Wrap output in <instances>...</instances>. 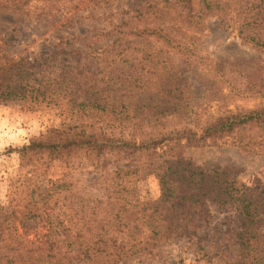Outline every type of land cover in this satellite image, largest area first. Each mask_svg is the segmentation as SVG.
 <instances>
[{
  "label": "trees",
  "instance_id": "trees-1",
  "mask_svg": "<svg viewBox=\"0 0 264 264\" xmlns=\"http://www.w3.org/2000/svg\"><path fill=\"white\" fill-rule=\"evenodd\" d=\"M116 1L0 0V15L49 21L82 10L92 15ZM116 15L118 23L84 36L80 50L82 37L61 36L53 50L15 58L0 35V105L59 118L9 149L19 163L0 204V264H128L169 239V214L180 236L192 235L206 204L237 216L236 250L197 262L264 264V187L183 158L188 148L225 144L264 154V107L206 120L196 98L205 88L196 75L206 67L205 21L216 18L264 51V0H154ZM51 163L61 168L55 179L45 177ZM83 170L101 198L77 187ZM147 176L157 181L158 196L142 201L136 184Z\"/></svg>",
  "mask_w": 264,
  "mask_h": 264
},
{
  "label": "rangeland",
  "instance_id": "rangeland-1",
  "mask_svg": "<svg viewBox=\"0 0 264 264\" xmlns=\"http://www.w3.org/2000/svg\"><path fill=\"white\" fill-rule=\"evenodd\" d=\"M151 1L154 0H117L112 6L95 10L92 15L82 10L49 21L5 13L0 15V35L15 58H31L42 51L53 50L57 38L61 36L82 37L77 47L80 50L84 36L91 35L101 26L108 28L109 20L119 22L120 18L116 15L118 10H129ZM200 44V54L206 57V67H198L196 74L197 77L205 78L202 80L205 88L196 97L199 104L206 106L205 111H201L202 116L208 120L229 110L263 108L264 51L242 43L234 30L223 28L216 18L205 21ZM190 78L197 87L195 79L192 76ZM196 81L199 84L201 82ZM58 123L59 118L51 110L30 112L19 104L0 105V204L6 201L9 183L18 173V154L9 149L27 144L30 138L45 133ZM183 158L204 170L231 169L232 174H236L247 185L264 187V154H252L225 144L188 148ZM89 170L75 174L77 187L93 199H99L103 193L89 185L88 180L92 178ZM60 172L59 164L51 163L45 177L55 179ZM136 186L140 200L157 198L158 185L154 177H144ZM168 217H172L171 224L175 228L169 239L157 247L153 256L134 258L128 264H204L202 260L197 262V258L206 253L234 255V233L237 231V216L234 212L206 204L197 209L193 219L194 235L187 236H180L175 215L169 214ZM198 247L203 248L199 250Z\"/></svg>",
  "mask_w": 264,
  "mask_h": 264
}]
</instances>
